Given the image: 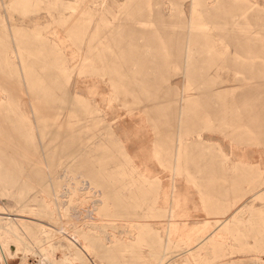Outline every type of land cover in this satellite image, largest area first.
Returning <instances> with one entry per match:
<instances>
[{"label":"rangeland","instance_id":"1","mask_svg":"<svg viewBox=\"0 0 264 264\" xmlns=\"http://www.w3.org/2000/svg\"><path fill=\"white\" fill-rule=\"evenodd\" d=\"M164 2L174 17L162 32L157 22ZM190 4L0 0V66L7 71L0 75V87L7 86L0 138L15 132L20 149L9 161L0 144V264H264V193L258 187L264 181V0H201L211 8L200 11L208 25L205 33L192 34L199 37L186 65L183 17L191 20ZM12 49L20 67L10 64ZM34 76L54 95L48 106L25 89ZM214 84L219 88L210 90ZM181 109L191 111L192 127L179 120ZM108 123H116L117 134ZM198 133L202 145L194 143ZM178 134L189 139L175 157ZM87 165L104 181L101 194L80 192ZM32 173L54 182L67 174L61 181L72 187L74 201L62 206L51 183L41 192Z\"/></svg>","mask_w":264,"mask_h":264},{"label":"bare ground","instance_id":"2","mask_svg":"<svg viewBox=\"0 0 264 264\" xmlns=\"http://www.w3.org/2000/svg\"><path fill=\"white\" fill-rule=\"evenodd\" d=\"M71 1V0H70ZM200 1L201 0H190V2H191V4H190V13H191V20H189V16H184L183 17V20H184V22H186V23H183V25H185L186 26V28H185V30H186V33H187V37L185 38V40H186V43H185V48H184V52H185V54H184V61H185V64L186 65H188L189 63H188V61L189 60H191V59H193L192 58V56H191V54H190V52H191V44H193V43H196L197 42V36L198 35H195L194 37L195 38H192V34H195L196 33V31H199V32H203V33H205L206 32V27H207V23H203L200 19H201V15H200V11H207V12H210L211 11V8H209L208 6H203V5H201L200 4ZM107 3V2H106ZM167 6H166V8H165V10H166V12H164L165 14L163 15V13L162 12H160V15H158L159 17H158V20L160 21V22H157V23H161V27L159 28V27H157V28H159V29H161L162 27H164L165 25H166V23H168V21H170V19L171 18H173L174 17V15H173V13H174V8L170 5V2H164ZM102 4H104V3H102ZM106 5V4H105ZM104 5V6H105ZM57 6V5H56ZM60 7L61 8H63L64 9V11H70L71 9H73V7L71 6V7H68V6H65V5H60ZM160 6H155V9L157 10V14H159V10H160ZM251 9V8H250ZM173 12V13H172ZM203 13V12H202ZM212 14V13H211ZM100 15V14H99ZM209 15V14H208ZM213 15V14H212ZM101 16V15H100ZM212 17V16H211ZM213 17H216L215 16V14L213 15ZM99 18V17H98ZM172 20V19H171ZM174 21V20H173ZM209 21V20H208ZM207 21V22H208ZM206 22V21H205ZM170 23V22H169ZM148 26L149 27H151V28H154L155 26H157L156 25V23H155V21L153 20V19H151L148 23ZM210 24V23H209ZM250 24H252V23H250ZM256 24V23H255ZM173 26H174V24H172ZM257 25V24H256ZM125 27H126V25H124ZM124 26L123 25H117V26H115L116 28H118V29H122L123 30V28H124ZM131 26L132 25H130V27H129V25L127 26L128 27V29H130L131 28ZM210 26V25H209ZM252 26H253V24H252ZM260 26V29L262 30V29H264V24H262V25H259ZM256 27V26H255ZM135 28V27H134ZM165 28V27H164ZM170 27H168V29H169ZM159 29H158V31H159ZM163 29V28H162ZM161 29V30H162ZM126 30V29H125ZM150 30V29H149ZM157 31V30H156ZM148 32V31H147ZM149 32H151V31H149ZM154 32V31H153ZM161 32V31H160ZM162 32H163V30H162ZM152 33V32H151ZM165 33V32H164ZM153 34V33H152ZM165 34H167V33H165ZM164 35V34H163ZM168 35V34H167ZM252 35H254V34H252ZM202 36V35H201ZM207 36V35H206ZM164 37V36H163ZM199 37V36H198ZM205 37V36H204ZM214 37V36H213ZM212 38V37H211ZM217 38V37H216ZM219 38V37H218ZM239 38V37H238ZM248 38V37H247ZM251 38H252V36H251ZM167 39H168V37H167ZM201 39V38H200ZM205 39V38H204ZM213 39V38H212ZM220 40L222 39L221 37L219 38ZM218 39V40H219ZM214 40V39H213ZM216 40V39H215ZM238 40V39H237ZM249 40V39H248ZM212 41V40H211ZM251 41V40H250ZM252 41L254 42V40L252 39ZM199 42V41H198ZM202 42L204 43V41L202 40ZM217 42V41H216ZM215 42V43H216ZM202 43V44H203ZM218 43V42H217ZM250 42H248V44H249ZM260 43H261V45H259V46H261V54H259V55H261V60H264V46H262V45H264V37H260ZM201 43H200V45H202ZM206 43H204V45H205ZM247 44V45H248ZM254 44V43H253ZM182 46V45H181ZM249 46V45H248ZM252 46H254V45H252ZM252 46H250V47H252ZM257 46V45H256ZM64 47V46H63ZM218 47V46H217ZM249 47V48H250ZM249 48H247V49H249ZM260 48V47H259ZM63 49V48H62ZM154 49V48H153ZM252 49V48H251ZM216 50V49H215ZM219 50V49H218ZM253 50V49H252ZM257 50V49H256ZM259 51H260V49H258ZM203 51H204V48H203ZM214 51V49L211 47L207 52L209 53V55H210V53L211 52H213ZM220 52V51H219ZM207 53V54H208ZM249 53V52H248ZM255 53H256V51H255ZM254 53V54H255ZM196 54V53H195ZM202 54V53H201ZM217 54V53H216ZM257 54V53H256ZM68 56V55H67ZM195 56V55H194ZM206 56V55H205ZM208 56V55H207ZM259 57V56H258ZM10 64H12L13 65V67H15V68H17L18 66H19V64H18V62H16L17 60H18V53H17V51H16V49H12V51H11V53H10ZM156 58V57H155ZM209 59V57H206V59ZM211 59H209L208 61H210ZM212 61V60H211ZM155 63V62H154ZM152 66V65H151ZM20 67V66H19ZM7 70V69H6ZM155 70V69H154ZM259 70V69H258ZM11 71V70H10ZM9 71V72H10ZM162 71V70H161ZM257 71V70H256ZM6 72L7 71H5V67H3V66H0V75L1 76H3L4 74H6ZM15 72H17L18 73V76H19V74H20V72H21V69H16V71ZM15 72L14 71H11L10 72V74H15ZM160 72V71H159ZM157 73V72H156ZM162 73V72H161ZM256 73V72H255ZM158 74H160V73H158ZM260 74L263 76V78H264V66H262V69H261V72H260ZM257 76V75H256ZM35 78H33V79H27V81H29L30 83H32V85H31V87H27V88H25L27 91H28V93H29V95L31 96V97H37V95H39V100L43 103V101H45L44 103H45V106H48L49 104H51L52 102H54V100H53V93L52 92H50L49 90H50V88L48 87V86H45V85H41V82H42V80L40 79H38L37 78V76H34ZM40 78V77H39ZM199 78H201L202 79V77H199ZM199 81H200V79H198ZM203 80V79H202ZM203 82V81H202ZM226 82H228V81H226ZM226 82H224V83H226ZM201 83V82H200ZM204 83V82H203ZM202 84V83H201ZM70 86V85H69ZM205 86V85H204ZM71 87V86H70ZM207 87V86H206ZM205 87V88H206ZM263 87V92H264V85L262 86ZM219 88V86H218V84H214L213 85V87L210 89V90H213V91H215L216 89H218ZM68 89H69V87H68ZM204 89V88H203ZM205 90V89H204ZM208 90V89H207ZM93 93H95L96 95H101L100 94V92H98L97 91V88H95L94 90H93ZM205 93V92H204ZM7 94V86H3L2 85V87H0V101H2V97L3 96H5ZM55 94V93H54ZM71 94V93H70ZM207 95H208V92H207ZM218 95H220V93L218 94ZM188 96V95H187ZM191 96V95H190ZM55 98V97H54ZM246 99H248V98H246ZM38 100V101H39ZM56 100V99H55ZM103 100H105L104 99V96H102V101ZM172 100V99H171ZM252 100V99H251ZM255 100V99H254ZM253 100V101H254ZM256 100H258V99H256ZM215 101H217V100H215ZM248 101V100H247ZM34 102V108L37 110V112L39 111V112H41V113H43L44 112V106H41V104H38V102H36L35 100L34 101H32V103ZM40 102V103H41ZM171 102H173V105L175 104V101L174 100H172ZM262 106L260 107L261 108V110H262V113H264V96H263V98H262ZM43 103V104H44ZM101 103V102H100ZM247 103V102H246ZM102 105V104H101ZM253 105V104H252ZM5 106H7L8 108H11L12 106H13V104H12V106H11V104H9L8 102L7 103H5ZM17 106H18V108L20 109V110H22V115L24 116V117H27V118H29V116L23 111V108H22V103H21V101L20 100H17ZM250 106V105H249ZM248 106V107H249ZM257 106V105H256ZM259 106V105H258ZM257 106V107H258ZM214 109V108H213ZM215 110H217V109H215ZM218 111V110H217ZM220 111V110H219ZM259 111V110H258ZM173 114H174V112H172ZM181 115H180V118H179V120L181 121V123L183 124V126L184 127H189V124H190V118L192 117V119H193V116H192V114H191V111L189 110V111H186V112H184L182 109H181V113H180ZM75 116V115H74ZM171 116V115H170ZM59 117V116H58ZM57 117V118H58ZM173 117V116H172ZM67 118V117H66ZM69 118V117H68ZM63 119V118H62ZM70 120V119H69ZM68 120V121H69ZM72 120V119H71ZM170 120V119H169ZM55 121H56V118H55ZM58 121L59 122H62L61 121V119L60 118H58ZM57 122V121H56ZM66 122V121H65ZM69 122H72V121H69ZM103 122H104V120H103ZM115 122V121H114ZM131 122V121H130ZM74 123H76L75 121H74ZM104 123H106V121L104 122ZM124 123V122H123ZM132 123V122H131ZM130 123V124H131ZM109 125H106L107 127H106V129H108L109 131H110V134L111 135H114V134H117L116 133V131H117V125H116V127H114V125L116 124V123H108ZM192 125H193V128H197V127H194L195 125H197V124H193L192 123ZM190 127H192V126H190ZM189 127V128H190ZM121 130V129H120ZM121 135V134H120ZM120 135H118V136H120ZM117 136V135H116ZM116 136H114L113 138H115ZM121 136H123V135H121ZM72 137V136H71ZM202 135L201 134H197L196 135V139H195V144L196 145H202V144H204V140L202 139ZM261 137H262V139H264V118H263V122H262V131H261ZM123 138V137H122ZM204 138V137H203ZM117 139H119V138H117ZM187 139H189V136L187 135V134H185L184 136H182V137H180L179 136V134L177 135V137L175 138V144H177V152L175 151V157H176V154L177 153H179L180 152V150H181V146L183 145V143L187 140ZM120 140H121V138H120ZM3 142H5V147H3L4 149H2V151H3V153H4V155H6V157H7V159L9 160V161H14L16 158H15V154L17 155L18 154V149H19V142H18V135H16L15 134V132L13 133V132H5V133H3V136L0 138V144L2 145L3 144ZM7 143H14L15 145H14V149L13 148H8L7 146H9V145H7ZM143 145V144H142ZM131 146V145H130ZM144 146V145H143ZM194 146V145H193ZM132 149V148H131ZM20 150V149H19ZM234 150V149H233ZM129 151V150H128ZM242 151V150H241ZM131 152H133V151H131ZM234 152V151H233ZM201 153V152H200ZM199 153V154H200ZM222 154H224V156H226L227 155V153L225 152V150H223L222 151ZM161 156V155H160ZM178 156V155H177ZM202 156V155H201ZM227 157V156H226ZM164 158V157H163ZM207 158V157H206ZM211 158L209 157V162L211 163V162H213V160L211 159ZM208 160V159H207ZM204 161H206V160H204V158H198V162L200 163V164H202ZM154 162V161H153ZM202 162V163H201ZM209 162H207V165H208V163ZM88 166V165H87ZM86 166V167H87ZM216 165L215 164H213L212 163V167H211V169H213L214 167H215ZM88 167H90V165L88 166ZM91 169H89L88 168V170H89V172H85L84 170V172L85 173H82V171H81V173H80V176H81V181H79L78 183L80 184V189H81V194H83V193H85L86 191H90V192H92V193H94L95 195H97L98 194V192L100 191V190H102L103 189V183H104V181H103V183L101 182L102 181V179H101V176H99V175H96V169H94V167L92 166V167H90ZM84 169H87V168H84ZM95 170V171H93V170ZM91 170H92V172H95L94 174L91 172ZM149 170V169H148ZM87 171V170H86ZM154 174V173H153ZM31 176L32 175H34V176H36V178L38 179V181H39V183H40V186H42V189L43 190H41V192H43V193H47V189H49V187H48V182H50L51 184H50V187H51V189L53 190V198L55 197V199H60V200H63V202H62V206H67L66 204H64V203H66L67 201L68 202H72V201H74V197H73V195H72V193L74 192V191H72V187H68V184H67V182L66 181H61V179L64 177L63 175H58L57 177H56V181L54 182V180H55V178H52V179H50V178H47V179H45L46 177H43V176H40V175H37V174H30ZM4 176L6 177V178H14V175H12L11 173H6V174H4ZM67 177V174L65 175V177L64 178H66ZM154 178V177H153ZM54 179V180H53ZM69 179V178H68ZM45 182V183H44ZM106 183V182H105ZM170 183V182H169ZM168 186V185H167ZM184 187V186H183ZM259 188H262V190L261 191H259V193H264V181L262 182V181H260L259 182V186H258ZM100 194H101V192H99ZM93 196V195H92ZM168 196V195H167ZM82 197V196H81ZM100 197V196H99ZM54 199V200H55ZM94 199V198H93ZM263 199H264V197H263ZM65 200V201H64ZM164 200H166V199H164ZM76 201H77V199H76ZM94 203V202H93ZM102 203V202H101ZM98 205V204H97ZM74 207H76V206H74ZM94 207V206H93ZM250 207V206H249ZM67 208V207H66ZM86 208V207H85ZM96 208V207H95ZM82 209V208H81ZM175 209V208H174ZM75 210V209H74ZM74 210H73V212H74ZM93 210H95V209H93ZM69 211V210H68ZM78 212V211H77ZM94 212V211H93ZM97 212V211H96ZM95 212V213H96ZM242 212V211H241ZM65 213H66V211H65ZM244 213H246L245 211H244ZM263 214H264V206H263ZM68 215V214H67ZM66 215V216H67ZM97 215V214H96ZM238 215V214H237ZM58 216V215H57ZM87 216V215H86ZM92 216V215H91ZM60 217H62V215L60 216ZM65 217V216H64ZM71 217V216H70ZM90 217V216H89ZM193 217V216H192ZM75 218H77V217H75ZM91 218H93V217H91ZM61 220H62V218H61ZM95 220V219H94ZM9 221H11V220H9ZM96 221V220H95ZM183 221V220H182ZM14 222V221H13ZM89 222V221H88ZM97 222V221H96ZM184 222V221H183ZM186 222H187V220H186ZM9 223V222H8ZM56 223V222H55ZM80 223V222H79ZM52 224V223H51ZM59 224V223H58ZM71 223H69V225H70ZM8 225V224H7ZM62 226H63V224H61ZM68 225V226H69ZM239 225V224H238ZM59 226V225H58ZM71 226H73L74 227V225H70L69 227H71ZM79 226V225H78ZM103 226H106V225H103ZM110 226V225H109ZM1 227V226H0ZM59 227H61V226H59ZM59 227H57V228H59ZM89 227V226H88ZM62 228V227H61ZM66 228V227H65ZM68 228V227H67ZM94 228V227H93ZM109 228V227H108ZM113 228V227H112ZM2 229H3V226H2ZM10 229V228H9ZM104 229V228H103ZM103 229H101V230H103ZM187 229V228H186ZM185 229V230H186ZM188 229H189V227H188ZM7 230V229H6ZM59 230H62V229H59ZM63 230H64V228H63ZM73 230H74V228H73ZM87 230V229H86ZM108 230V229H107ZM7 231H9V230H7ZM67 231V230H66ZM93 231V230H92ZM116 231V230H115ZM189 231V230H188ZM3 232V231H2ZM10 232V231H9ZM44 232H45V230H44ZM49 232H51V231H49ZM62 232V231H61ZM96 232V231H95ZM112 232V231H111ZM4 233V232H3ZM3 233H1V234H3ZM45 233H47V232H45ZM45 233H43V234H45ZM99 233H101V232H99ZM106 233V232H105ZM105 233H103V234H105ZM116 233H119V232H116ZM65 234V233H64ZM82 234V233H81ZM97 234V233H96ZM49 235H50V233H49ZM48 235V236H49ZM52 235V234H51ZM67 235V234H66ZM66 235H65V237H66ZM71 235V234H70ZM99 235V234H98ZM43 236V235H42ZM61 236H62V234H61ZM69 236V235H68ZM100 236V235H99ZM102 236V235H101ZM189 236V235H188ZM187 236V237H188ZM47 237V236H46ZM46 237L44 238V239H46ZM58 237V236H57ZM60 237V236H59ZM72 237V236H71ZM76 237V236H75ZM110 237V236H109ZM118 237V236H117ZM191 237V236H190ZM263 242H264V234H263ZM51 238V237H50ZM93 238V237H92ZM62 239V238H61ZM60 239V240H61ZM65 239V238H64ZM68 238H66V240H67ZM121 239V238H120ZM191 239H192V237H191ZM15 240V239H14ZM38 240H40V239H38ZM47 240V239H46ZM52 240V239H51ZM122 240V239H121ZM132 240V239H131ZM190 240V239H189ZM68 241V240H67ZM7 242V241H6ZM9 242V241H8ZM46 242V241H45ZM77 242L80 244V245H82V246H84L83 244H82V242L79 240V239H77ZM103 242H104V240H103ZM189 242V241H188ZM20 243V242H19ZM18 243V244H19ZM69 243V242H68ZM106 243V242H105ZM107 244V243H106ZM113 244V243H112ZM128 244V243H127ZM3 245V244H2ZM45 247V246H44ZM51 247H52V244H51ZM92 247V246H91ZM52 248H54V247H52ZM60 248V247H59ZM59 248H58V250H59ZM87 248V247H86ZM109 248V247H108ZM11 249V248H10ZM110 249H111V247H110ZM206 249V248H205ZM49 250V249H48ZM52 250V249H51ZM53 250H55V249H53ZM53 250H52V252H53ZM74 250V249H73ZM80 250V249H79ZM84 250V249H83ZM86 250H88V249H86ZM90 250V249H89ZM5 252H6V250H4ZM10 251V250H9ZM8 251V252H9ZM44 251V250H43ZM55 251H57V250H55ZM78 251V250H77ZM206 251V250H205ZM50 252V251H49ZM76 252V250L74 251V253ZM208 252V251H207ZM47 253V252H46ZM87 253V252H86ZM94 253V252H93ZM45 254V253H44ZM80 254H82V253H80ZM52 256V255H51ZM252 256V255H251ZM7 258V257H6ZM5 258V259H6ZM64 258V257H63ZM61 259V260H63V261H65L64 259ZM156 258V257H155ZM242 258V257H241ZM66 259V258H65ZM236 259V258H235ZM156 260H157V258H156ZM159 260V259H158ZM60 262V261H59ZM62 262V261H61ZM175 262V261H174ZM66 263H69V262H64V264H66ZM262 263V262H261ZM71 264H73V263H71ZM175 264H181L180 262H177L176 261V263Z\"/></svg>","mask_w":264,"mask_h":264}]
</instances>
